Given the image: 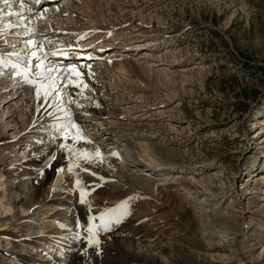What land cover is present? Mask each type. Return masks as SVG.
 I'll use <instances>...</instances> for the list:
<instances>
[{
    "label": "rangeland",
    "instance_id": "374dc122",
    "mask_svg": "<svg viewBox=\"0 0 264 264\" xmlns=\"http://www.w3.org/2000/svg\"><path fill=\"white\" fill-rule=\"evenodd\" d=\"M58 1L59 5L64 6L66 10H72L79 19L74 21L71 19L72 17H70V19L65 22L67 26L65 27L68 28L69 31H72L74 34L81 33L77 39V45L80 44V47H77H79L82 52L93 56H97L96 53L99 54L97 56L98 58H93L99 64L105 62L112 64L116 61H120L122 64L126 65L129 71L127 72L126 70V79H128V83L133 84L134 82V85H139L138 82H141L140 79L135 78L131 64L135 66L144 64L150 65L151 68H149V72L151 74L152 71L154 72V70L156 71L158 69L155 64L156 62L153 61L156 59L155 57L157 55L162 53L161 50L163 46H159L156 50H153L145 44L149 42L151 37L147 38V36L144 35L147 33L150 34L151 29L158 30L156 32L157 37H159L158 42H174L179 46L178 49H183V51H185L180 52L179 58L174 59L175 61L182 60V63L177 68H181L182 65L186 68L198 67L200 66L198 63H202L206 67V69L204 70L203 68L202 71H197L193 68L197 73L191 71V73L186 74V76L192 77L193 83L191 86L193 85L194 90L197 92L195 93L200 95V99L196 100L185 96L181 97L183 100H178L177 97L173 96L171 100V107L174 109H172L173 111L171 112L172 116H165L164 121L160 119L158 114H154L157 113L159 109H157V111L150 108V104L146 102L148 100L143 96L152 95L153 99L156 98L160 100L164 97H160L161 94L163 95L170 92V94L173 95L178 92L176 86L179 80H177V82H171L168 78H162L163 84L160 83V79L156 77H154L153 80L151 79L153 82L146 87V91L149 92L143 94L141 99H137L140 102L129 99V96L126 98L123 95L125 91H116V101H114L113 104L109 103L108 106L119 108L123 115L122 119L108 116L101 119H91L87 117L88 119L80 121L78 125L82 127V137L85 140H87L86 136L88 133L93 134V132L95 133L96 131L100 132L103 130L105 133L109 134L112 130H119L120 133H124L126 132V127L123 126L122 123H128V120H134L135 124H142L141 127L148 124L156 128H161L167 124L169 128L165 133H161L162 136H160L162 138L159 136L161 139L158 138L156 141L152 142L145 139L133 141L131 143L133 149H128V145L122 140L120 142V149H124V153L121 154L120 151H118V154L116 152L117 155H113L115 152H113L108 145V143L118 142V140L116 141V137H112L106 142L99 141V143H101L99 145V153L103 165H105V168H107L112 175L104 176L94 171H90L85 175V177L91 179V182L95 184L93 190L90 191L91 193H88L86 195L87 197H85L88 201V205L90 204L89 208L96 209L95 206L97 205H100L99 207L101 208L111 206L118 211L112 215L116 216L117 213V216H121L125 221L132 220V224H129V230L124 232L123 236L135 242L140 241V239L142 240L143 236H145V238L148 235L150 236L153 232L156 234V237L161 234L162 237H165V235H168L166 234L168 229L173 228L175 224L178 225V228L169 231L172 234L168 236L172 237L174 234L177 239L179 238V240L189 245L197 243V248H190V251L192 252L195 250L194 252L200 255V259L198 258L197 261L193 260L194 262L188 261V263L185 262L182 264H264V254H262V257L257 261L253 262L246 256L247 254L243 255L244 259L235 254L238 247H240L238 243H240V239L243 237L242 231L245 230L244 232H249L250 234L255 226H257L254 223L255 220L250 221L251 217H248L250 215H248L247 211H254V207H256V203L261 199L260 196L264 190L261 189V193L259 191L249 194L248 192L250 190L247 191L245 189L247 187L245 185L248 182L251 183V185H256L260 182V186L264 187V167H255V165H260V163L264 164V155L261 153L264 143L260 144V142L264 141V135H262V133L260 134L261 137L260 135L257 136L260 130V123L264 120V0H235L237 3L235 8L229 6V1L231 0H194L193 2H190V0H180L181 2H177V0H168L167 4H164V1L155 0V2L152 1V3L149 4V7L145 11H142L143 8H136L131 12L129 11L131 23L134 27H130L129 24H126L123 28L120 27V25H122L121 20H123L121 15L128 11V9L125 8L122 11V7L118 5V0ZM194 4L199 7L202 18L192 15L190 19V17L186 18L188 14L180 13L182 7H187L190 12H194ZM59 5H57V7ZM100 7H105V12H103V10L101 11ZM117 14L118 16H116ZM67 16L68 15L65 17L67 18ZM114 24H116V26ZM152 24H154V26H152ZM82 26L86 30H82ZM118 26L121 29H125L121 31L125 34L119 37L115 34L110 36L109 34L116 32L114 29ZM89 29H91L92 32L83 33V31L87 32ZM81 30L82 32H79ZM172 30L174 31L172 32ZM115 37H118V40H115ZM7 38H9V36ZM41 38H45L44 40L46 41L49 36L43 35ZM29 39L30 38L27 40ZM19 41L21 42L22 40L18 39V41L11 42L10 46L6 48L2 47L0 53L3 52V54H6L4 51L15 48L12 47L13 44L20 45ZM82 43L85 45H82ZM87 43L89 44L86 46ZM89 47H93V49ZM25 48L24 46H19V49ZM18 52L20 55L26 54V51L25 53L21 50ZM181 54H184V57H181ZM104 58H107L106 61ZM127 63H129V66ZM45 64L56 69V64L52 62L45 60ZM105 68L106 67H104L103 70H105ZM11 70L13 69L11 68ZM38 70V68H33V75ZM3 72H5L4 69ZM58 72L59 71L53 72L55 74L53 75L56 76ZM5 74L3 75L4 78L1 76L2 81L0 80V83L2 85L9 83V86L6 87L7 90L9 87L15 88L21 84L17 79H10L8 72H5ZM163 74L167 75L165 72ZM112 75L111 73L109 78L112 77ZM65 76L67 75H62L61 79L64 80ZM98 76H100L98 78H101V82L104 75ZM109 78L107 76L108 80L111 79ZM183 79L184 81L180 83L186 85L188 83V78L184 77ZM118 80L119 82L122 81L120 78H118ZM80 83L82 84L84 82L81 81ZM0 87L2 86L0 85ZM169 87H172L171 89L174 91H169ZM75 88L80 89V87ZM11 90L12 89H10V92ZM80 90L82 91V89ZM19 91H21V93L20 96L16 98L15 105L17 120L20 121V124L17 125L18 131L11 135L7 133V131L2 130L5 137L0 141L1 143H7L10 138L14 139L21 137L26 144L14 147L11 153L6 152L5 158L2 161L3 164L0 163V174H4L3 177L0 176V179L2 178L0 180V197L5 195L6 198H3L5 204L9 197L12 203L11 212H5V214L0 213V225L3 221H8L6 225L7 229L0 230V236L4 242L0 241L2 245L9 242L6 247L0 246V264H22L20 261H18L19 263H12L8 258L7 252L14 253L15 256L20 255L15 257L19 260L26 257L38 261H49L46 259L47 256L44 255L45 253L42 247L35 249L31 245H28L26 248L24 241H41V237L50 233V229L41 228V226L43 227L50 219L48 214L51 215L53 213L54 215L57 214V212L60 213L58 207L53 208L47 213L42 212V210L46 208L43 205L45 197L54 195L61 199H65L66 193L70 194L66 181H64L66 182L63 184L64 186L62 185L56 189L50 186L49 180V182L45 181L43 183L36 198L33 195L36 187L35 183L40 179L43 172V169L40 167L37 160L35 161V158L38 156L44 158L45 163L48 162L46 164L47 166L50 165V162L54 161L67 163L69 161L67 156L68 150H66L68 142L61 144L59 140L60 137L54 141L56 135L48 137L41 134L38 137H34L32 134H23V132L26 131V127L28 128L31 124H29V122L26 121V117L23 116L25 112L27 111L28 115L31 113V122L37 114L34 101L36 90L34 85L24 84ZM81 95L84 102L77 104V106L79 105L82 109L90 107L94 110L101 111L100 104L95 100L96 96H94V93L90 92L88 88L83 89ZM4 99L5 95H3L1 90V111L3 107L7 105L2 102ZM28 99H30L31 102L26 103ZM52 99L53 98L48 102L51 103ZM71 101L75 103L76 97ZM67 104L68 103L65 105L67 106ZM3 120L5 121V116ZM163 122L166 124L164 125ZM5 126L9 127L10 125ZM19 126L22 128H20L21 131L18 129ZM52 128V131H56L57 134L60 133V129L57 125H54ZM35 130H39V127H36ZM93 141V138H91L89 147L86 146V148L82 150L84 163L90 162L89 151L92 150L91 143ZM157 141H160L159 143L163 145L165 144L163 147L166 148L165 151L167 152H173V149H175L180 142L182 143L181 146L194 149L189 158L185 157L182 159L183 161L181 164L176 163V165L171 167L169 165L159 164L158 166H153L155 172L151 170L153 167L149 168L150 171L147 170V168L133 170L132 172L136 175L147 176L153 181H156L155 184H152L153 186L151 185V188H147L144 185H142L144 187H139L138 185L133 186L131 181L128 180V175L126 176L125 174L126 170L122 168L123 166H120V161L128 163L129 161H126L128 156V159L136 158L145 163L148 162L149 160L145 159L151 158L149 152L155 150V142ZM81 144H85V142L83 143L82 141ZM61 145L67 146L62 147ZM124 157H126V159ZM5 161L7 162L5 163ZM155 162H157V159H155ZM153 164L154 163H152V165ZM180 166L181 168L183 167L182 170L178 169ZM167 170L170 171V174L164 177L163 173L168 172ZM177 171L181 172L176 173ZM231 172H233V177L230 176ZM93 173H95V175H93ZM222 182H224V184H222ZM206 186L208 187L207 189L205 188ZM60 188L67 189L69 192L63 193V189L60 190ZM119 190L122 191L117 192ZM242 190L243 192H241ZM262 196L264 197L263 194ZM20 197L21 199L23 198L24 203L27 205L31 203V207L25 205L26 207H24V209L26 208V210L24 211L23 207L19 206ZM126 197L134 198V206L132 207L133 210L131 207H128L127 215H122L123 211L118 209V204ZM35 200L38 203L36 202V205H33ZM199 200H204L206 202L201 203L202 201L200 202ZM27 201L30 202L28 203ZM181 206L193 211L192 215H194V217H192V219L199 221L198 224H196L197 227H189L188 221L190 222V220H192L190 217L185 219L180 218ZM32 210L35 212H32ZM204 210L207 211L205 212ZM217 210L226 214L224 215L225 217H228L229 214L237 217L236 220H230L231 224L235 222V230L232 231L233 236L229 235L228 238L222 236L230 231H228L225 226H221L222 221L216 214ZM91 211L92 210L89 212ZM92 212L91 214L94 213ZM99 213L101 212L96 213V215ZM26 214L30 216H25ZM54 218L57 217L55 216ZM237 221L239 222L238 226ZM121 222L123 221L121 220ZM77 224L81 225V221L78 220L75 226H77ZM245 226L246 229L244 228ZM1 228L0 226V229ZM242 228L244 229L242 230ZM41 229L45 232L43 233ZM215 229L217 231L220 230L222 234L214 232L213 230ZM77 230L76 233H72L75 231L73 228L70 231L72 235H62L65 239L69 238L74 242L75 249L66 252L63 250L61 251L62 253H59V256L62 257L61 264H100L101 262H94L104 257V251L100 246L104 244L103 246H105V248L108 247L111 249L112 247V241H110L111 239L107 232L102 230L99 232L98 239L100 240L101 238V245L99 244L97 246L93 243L90 246L88 234H86V236L80 234L81 227H77ZM83 232L85 231L83 230ZM138 232L140 236H142L141 238ZM77 234H79V236ZM251 234H253V232ZM248 237L250 242L248 240H244V242L250 246V244L255 242L250 240V238L254 239V236ZM5 239L7 240L5 241ZM261 245L262 241L253 245L256 253L262 252L264 247ZM227 253L233 254L229 261H225L223 258L224 254ZM166 257L167 256L164 258V256H162L161 261L164 260L163 262L167 263L165 259H168V257ZM49 263H52V261H49ZM121 263L123 262H114L112 264Z\"/></svg>",
    "mask_w": 264,
    "mask_h": 264
},
{
    "label": "bare ground",
    "instance_id": "6f19581e",
    "mask_svg": "<svg viewBox=\"0 0 264 264\" xmlns=\"http://www.w3.org/2000/svg\"><path fill=\"white\" fill-rule=\"evenodd\" d=\"M118 1H119L118 5L120 7H122L121 8L122 11L125 8L128 9V11L124 12L121 15L123 20H121L122 25H120V23H119V25L122 28L126 24H129L130 27H134V25L131 23V17H130L131 15H129L130 14L129 11L131 12L133 9H136V8L137 9L143 8L142 11H145L149 7V4L152 3V1L155 2V0H118ZM160 1L161 2L164 1V4L165 3L167 4L168 0H160ZM179 1L180 0H177V2H179ZM193 1L194 0H190V2H193ZM156 2H158V1H156ZM24 4L26 5V7L22 10L20 3H18V2L17 3H10V6H6L5 4H3L2 0H0V49L2 47L6 48V47L10 46L11 42L13 43V41H18V39H21L22 41L21 42L19 41L20 45L13 44L12 47H15V48H10L9 49L10 51L9 50L4 51V53L5 52H6V54L12 53V52L19 53L18 51H20V50L24 51V53H25V51H26V54H24V55L22 54L19 56L9 57L6 54H3V52L0 53V55H3L6 60H10V61L15 62V63L18 62L21 64H27L28 61L31 59L32 64H34V62H36V59L30 57V52L33 50H36V49H33L30 45L27 44V41H28L27 39L30 38L31 40L36 42L37 46H39L40 44L44 45L43 49H41L39 51V55H41V56H43V53L45 51H56V50L60 49V48H58L60 45L65 46V45H67V43L69 44L68 45L69 48H67L66 50H62V54H64V53L66 54V51H69V49L72 47V49H70V50L74 51L76 54L75 53H73V54L78 56V57H75V56L73 57V55H70L69 58L62 59L60 57H56L55 55H49L46 59L48 62H52V63L56 64L55 65L56 69L59 71L55 77H56L57 83L61 86L60 94H61L63 101H64L61 104V107L66 108L67 112L56 111L54 108L49 107V102L45 103V101L42 98H38L36 96V97H34V101L36 104L37 114H36L34 120L31 122V117H30L31 113H29L30 115H28L27 111L23 115L24 117H26V121L29 122V124L31 123L28 128L26 127V131L23 132L24 135L32 134V136H34V137H38L41 134L44 136L46 135L48 137L56 135V139H54V141H56L57 138L59 139V137H60L59 140H60L61 144H65L66 142H68V147L66 150H68L67 156L69 158V161L67 163L54 161V162H50V165L47 166L46 164L48 162L45 163L44 158H42L40 156L35 158V161L37 160L40 167L43 169V172H42V176L40 177V179L37 180L35 183L36 187H35L34 193H33L34 197L36 198V195L38 194L39 189L42 187L43 183L45 181L49 182V180H50V186L54 187L56 189H57V187L59 188L64 183L67 182V186L70 190V194L66 193V192H69V190L62 188L63 189L62 192L66 193L65 199H61V198L56 197L54 195H50V196L45 197V199L43 200L44 201L43 205L46 208L44 210H42V212L47 213L48 211H51L53 208L58 207V210L60 211V213L57 212V214H54V215H53V213L51 215L48 214V216H50V219L48 218L49 219L48 222L45 223L43 227L41 226V228L50 229V233H48V235H46L44 237H41L42 238L41 241H39V242H37V241L33 242L31 240L24 241V245H26V248L28 247V245H31L35 249L42 247L44 249V253H45L44 255L47 256L46 259H48L49 261H52V263H49V261H46V262L45 261H38L36 259L26 258V257H24V259H22V260H19V259H16L15 257H18L20 255L15 256V254L11 253V252L10 253L7 252V254H8L9 260L12 261V263H16V262L20 261L22 264H61L62 257L59 256V253L63 250H64V252H66L68 250L75 249L74 248V242L69 238L65 239L64 237H62V235L66 236V235L70 234L71 233L70 231L73 228L75 229V231L72 233H76L78 230H77V226H75V224L78 220H80L81 221V230H80L81 233L80 234L86 236V234H88V233L86 231L83 232V230L87 227V224L89 223V220H88L89 216H95L96 220L94 221V223L99 224L100 223V213L97 215H96V213L105 212V210H107V209H114L111 206H106V207L101 208V207H99L100 205L95 206L96 209H93V208H89L90 204L88 205V201H87V203H81L80 202L81 192L83 191L87 195L88 193H91L90 191L93 190V187L95 186V184H93L91 182L92 181L91 179H88L87 177H85V175L88 172L94 171V172H96L100 175L102 174L104 176H111L112 175L111 172L109 170H107V168H105V165H103L101 155H97V152H99V145L101 144V143H99V141L106 142L107 140H110V138L116 137V141L118 140V142L108 143V145L110 146V149L113 152H115V153L117 152V154H118L119 153L118 151H120V153L122 154V153H124V149H120V147H121L120 142L122 140H124L126 142V145H128V147H127L128 149L129 148L133 149V146L131 145V143L133 141H135V140L137 141L139 139L140 140L145 139L147 141L153 142V141H156V139H158V138L161 139L162 138L161 133H165L169 129L167 127V124L164 122L163 123H164V125L166 124V126H162L161 128L160 127L156 128V127L150 126L148 124L141 127L142 124H135L134 120H128L129 121L128 123L127 122L122 123V125L126 127L125 128L126 132H124V133H120L119 130H112L108 134L102 130L100 132L96 131L97 133L93 132V134L88 133V135L86 136L87 140H85L83 138L81 139L78 137L76 140H72L71 138H69L66 141L65 140V133H64V131L61 130V125H67L69 120H72L75 123L78 122V123H76L78 125V124H80V121L88 119L87 117H90L91 119H101V118H105L108 116H113V117H116L117 119H122L123 115H122V112L120 111L119 108H117L115 106H108L109 103L113 104V102L116 101L115 100V95L117 93L116 91H125V94L123 92V95L126 98H127V96H129V99H132L135 102H140L137 99L138 98L141 99L143 94H147L149 92V91L148 92L146 91V87L148 84L151 85V82H153L152 80L154 77L159 78L161 81L160 83H163L162 78H166V79L168 78V79H170L171 82H177V80H179V82L176 86L178 88V92L173 94V95H171L170 92L165 93L163 95L161 94L160 97L161 96H164V97H162V99H160V100H157L156 98L153 99L152 95H144L143 96L145 99L148 100L146 102L148 104H150V106H151L150 108L155 109V110L159 109L160 112L157 110L158 112L154 113V114H158L160 116V119L162 121H164L165 116L166 117L172 116L171 112L174 109H173V107H171V104H172L171 100H172L173 96L177 97L178 100H183V98H181V97H185V96L187 98H191V99H196V100L200 99V95L196 94L197 92L194 90L193 85L191 86V84L193 83L192 77H190V76L188 77V76H186V74L191 73V71H194L197 73L198 70L202 71L203 68L205 70L206 67L202 63H198V65H200V66L197 65L198 67H193L197 71H195V69H193V68H188V67L186 68L184 65H182L181 68H177L182 63L181 62L182 60L181 61H179V60L175 61L174 59L179 58L178 56H179L180 52H185V51H183V49L182 50L178 49L179 46H177V44L174 42H169V41L158 42L159 37H157V33H156L158 30L151 29L150 34L147 33L146 35H144V36H147V38L151 37L149 42H146L145 44H147V46H149V48L151 47L153 50L154 49L156 50L159 46H163V49L161 50L162 53L160 55H157L155 57L156 59H154V61H153V62H156L155 64H156L158 69L156 71L154 70V72L152 71V74H151L149 72V68H151L150 65L144 64V65H136L135 66V65L131 64V68L133 69L132 72L134 73L135 78L140 79L141 82L143 81L142 82L143 84L140 81L138 82L139 85H134L135 84L134 82H133V84L128 83L129 81H128V79H126V70H127L126 65L122 64L120 61L119 62L116 61L115 63L110 64L108 62H105L107 58L106 59L104 58L105 61L102 59L105 63L99 64L98 62H96L93 59V58L97 57L99 54L96 53L97 56H95V55L93 56V55H90L88 53H84V52H82V50L79 49L80 44L78 42L79 45H77V39L81 33H78V34L72 33V31H69V29L66 28L67 26L65 24L66 20H69L70 17H72L71 19L74 21H76V19H78L77 16L72 12V10H66V8L64 6L59 5V1H57V0H24ZM57 5H59L60 7L59 6L57 7ZM236 5H237V3L235 0L229 1V6L231 8H235ZM194 6H195V4H194ZM29 9H31V11H29ZM100 10L101 11L103 10V12H105L106 8L100 7ZM199 11H200V9L198 6L194 7V12H190L187 7L186 8L182 7V10H180V13L188 14V16L186 18L190 17V19H191L192 15L202 18L201 13ZM2 13H21V15L20 16H18V15L7 16V15H2ZM66 15H68L67 18L65 17ZM149 15H150V13H149ZM116 16H118V14ZM140 16H142V15H140ZM147 24H149V23H147ZM7 25H11V27H7ZM114 25L116 26V24H114ZM147 26H150V25H147ZM152 26H154V24H152ZM120 27L119 26L115 27V29L113 27V29L116 30V32L109 34V35L113 36V34H115L118 37L120 35H124L125 33L124 32L122 33L121 31H124L125 29H121ZM32 28H35V32L30 31V29H32ZM118 28H120V29H118ZM81 29L86 30L83 26ZM82 30L79 32H82ZM173 31L174 30H172V32ZM88 32H92L91 29L87 30V32L83 31V33H88ZM43 35L49 36V38H47V39H48V41H51L52 43L49 44L47 39L45 41L44 40L45 38L44 39L41 38V37H43ZM8 36H9V38H7ZM93 37H96V36H93ZM153 37H155V38H153ZM117 38L115 37V40H118ZM60 42H62V43H60ZM88 44L89 43H87L86 46ZM82 45H85V44L82 43ZM19 46H24V48L25 47L26 48L25 49H19ZM77 46H79V47H77ZM89 48L93 49V47H89ZM115 49H117V48H115ZM181 57H184V54L183 55L181 54ZM171 60H173V61H171ZM61 63H65V64L72 63L71 69L75 70L74 73L83 74V72L86 71V76H85L86 79L81 78L76 74H67L68 79L62 80L61 78H62V75H64V72H61V71H63ZM77 63H83V64L77 65ZM86 63H88V65ZM155 64H153V65H155ZM127 65L129 66V63H127ZM104 67H106L105 70H103ZM131 68H130V70H131ZM3 69L4 70L7 69V71L5 70V72H8V76L10 75L9 78L10 77L12 78L11 74L15 73V70L14 69L11 70L10 65L6 68H0V70H2V71H3ZM127 72H129V71L127 70ZM164 72L167 75H164L163 74ZM111 73L113 75H112V77H110L111 78L110 79L109 76H111ZM98 75H104L103 80L101 82H100L101 78H98V77H100ZM107 76L110 80L107 79ZM2 77L0 76L1 81H2V79H1ZM184 77L188 78V80H187L188 83L186 85L181 84L182 81H184V79H183ZM118 78H120L122 81L119 82ZM17 80L19 82H21V84L15 88L9 87L8 88L9 91L6 88L9 86L8 85L9 83H7L5 85H2L0 83V85L2 86V87H0V88H2V89H0V92L2 90L3 95H5V99L2 102L7 104L6 106L3 107L2 111L0 110V115H1L0 116V141H1V139H3L5 137L3 135L4 130L7 131V133L13 135L14 133H16L18 131L17 125L20 124V121L17 120L15 105H16V98L19 97L20 93H21V91H19V90L25 83H24V80L23 81L21 79H17ZM6 81H8V80H6ZM80 81H83L84 83L81 84ZM78 84L80 85L78 87H80V89H82V91H83V89L88 88L90 92L94 93V96H96L95 100H97V102L100 104L101 111L94 110L90 107L86 108V109H82L81 107H79V105L77 106V104L84 102L83 98L81 97L82 91L78 88L77 89L75 88V86ZM65 85H67V86L65 87ZM85 85H86V87H85ZM124 87H125V89H124ZM171 88L172 87H169V91H174ZM10 89H12L11 92H10ZM79 90H80V92H79ZM75 97H76V101H74L75 103H72V102L69 103L68 102L69 100H72ZM50 99L51 98H49V100ZM29 102H31L30 99L26 100V103H29ZM142 102H144V101H142ZM66 103H68L67 106L65 105ZM102 110H103V112H102ZM49 113H52V115H49ZM68 113H70L71 115L69 116ZM162 114H167V115H162ZM4 116H5V121L3 120ZM168 120H170V119H168ZM94 121H96V120H94ZM5 125H7V126L10 125V126L6 127ZM54 125H57L58 128L60 129L59 134H57L56 131L55 132L52 131V129H53L52 127ZM139 125H140V127H139ZM36 127H39V130L36 131L35 130ZM20 128H21V126L18 127V129H20ZM79 128L82 131V127H80V125H79ZM259 128H260V130L258 131L257 136H259L262 133H263L262 135H264V120L260 123ZM21 129L19 131H21ZM11 130H12V132H11ZM139 130H141V131H139ZM73 131H75V130H73ZM158 131H160V132H158ZM81 134L83 136L82 132H81ZM260 137H261V135H260ZM91 138H93L94 141L91 143L92 144V150L89 151L90 162L84 163L83 156H82L83 155L82 150L85 149L86 146L89 147ZM82 141H83V143L85 142V144H81ZM159 142L158 141L155 142V150L149 152V154L151 155V158L145 159V160H149L146 163L143 161H140L139 159H136V158L128 159V156H127L128 160L126 159V157H124L126 159V161H129L128 163L127 162L124 163V162L120 161L121 162L120 166L121 167L123 166L122 168H124L126 170L125 174H126V176L128 175V180L131 181L133 186L138 185L139 187H141L142 185H144L147 188L148 187L151 188V185L155 184V182H156L147 176L136 175L135 173L132 172L133 170H135V169L141 170L139 168H142V169L147 168V170H149V168L156 166V165L158 166L159 164L169 165L170 167L176 165V163L181 164L183 161L182 159L185 157L189 158L192 155L191 154L192 150L194 149L191 147L187 148L185 146H181L182 143L180 142V143H178L177 147L175 149H173V152L172 151L167 152V151H165L166 148L163 147L165 144L163 145ZM263 143H264V141L260 142V144H263ZM23 144H25V142H23L21 137H17L14 139L10 138L7 141V143H3V142L1 143L0 142V163L3 164L2 161L5 158L6 152L11 153V150L14 147L21 146ZM176 144H177V141H176ZM83 145H85V146H83ZM134 148H136V147H134ZM261 153H263L262 155H264V147L262 148ZM155 159H157V162H155ZM6 162L7 161H5V163ZM152 163H154V164L152 165ZM255 167L256 168L264 167V164L260 163V165H255ZM47 168H49V169H47ZM69 169H71V171ZM178 169L182 170L183 167L181 168V166H180V167H178ZM151 170L153 172H155L154 167ZM180 172L181 171H179V172L177 171L176 173H180ZM169 174H170V171L163 173L164 177H167ZM230 174H231L230 176L233 177V172H231ZM3 175L4 174H2V173L0 174V176H2V177H3ZM261 178H263V177H261ZM77 179H79L81 181V184L84 187L77 186ZM64 181H66V182H64ZM263 183H264V181H263ZM222 184H224V182H222ZM144 186H142V187H144ZM186 186H187V184H186ZM245 186H247L245 188L247 191L250 190L248 192L249 194L250 193H257L259 191L261 193V189H264L263 186L262 187L260 186V182H258L256 185H251V183L248 182V183H246ZM205 188L207 189L208 187L206 186ZM62 189L60 188V190H62ZM17 191H20V190H17ZM121 191L122 190H119L117 192H121ZM241 192H243V190ZM241 194H243V193H241ZM262 194L264 195V190L262 191ZM262 194L260 196L261 199H259V202H257L258 204L256 203V205H255L256 207H254V211H252V210H251L252 212L247 211L248 215H250L248 217H251L250 221L255 220L254 223L257 226H255V228L250 232V234H249V232H244L245 230H243L244 228L246 229L247 225L244 228H242L243 237L240 239V243H238L240 247H238V250L235 252V254H237V256L239 255L240 258H243V259H244L243 255L247 254L246 256L249 257L250 261H252V262L257 261L259 258L262 257V254H264V248H263L262 252L256 253V251L253 247V245L258 244L261 241H262V245L264 247V241H263L264 240V197L262 196ZM85 197H87V196H85ZM3 198H6L5 195L0 197V213L5 214V212L6 213L11 212L12 203L8 197L7 203L5 204L3 202V200H4ZM128 198H130V197H126L125 199L121 200V202L125 201ZM199 201L201 202L202 200H199ZM19 202H20L19 206L23 207V209H24V207H26L25 205H27V204L24 203L23 198L21 199V197H20ZM27 202L29 203L30 201H27ZM36 202L37 201L35 200L33 205H36ZM121 202H120V204H121ZM203 202H206V201L203 200L201 203H203ZM251 202H253V201H251ZM30 204L31 203H29L27 205V207H31ZM120 204H118V206ZM133 206H134V198L128 200V207L132 208ZM174 206H177V205H174ZM226 208H229V207H226ZM118 209H121V208L118 207ZM180 209H181L180 210L181 211L180 212V218L181 219H185V218H189V217H190V219H192V217H194V215H192L193 211H191V209H189V208L187 209V208H184L182 206ZM25 210H26V208L24 209V211ZM88 210L89 211L92 210L94 213L91 211L93 213V214H91V212H89ZM121 210L123 211V209H121ZM132 210H133V208H132ZM33 211L34 210H32V212ZM204 211L206 212L207 210H204ZM216 212H217L216 213L217 216H219L221 218V221H222L221 226H225L226 229L231 232V233L230 232L226 233V235L225 234L222 235L223 237L228 238L229 235L230 236L232 235V231L235 230V225H234L235 222H234V224H231L230 220H236L237 217L230 215V214L228 215V217H225L224 215H226V214H224L222 211L217 210ZM25 216H30V215L26 214ZM55 216L57 218H54ZM64 216H66V217H64ZM116 216H117V213H116ZM2 220H4V219H2ZM121 220L123 222H120L119 224H116L113 221L109 230H104L103 226H101V228L98 230L97 236L99 235V232L101 230L107 232L108 236L111 239L110 241H112V247L110 249L108 247L105 248V246H103L104 244L101 245L102 242L100 241L101 238L99 237L100 238L99 244L101 245L100 248H102L104 251L103 252L104 257L101 260L94 261V262H101L100 264H112L114 262H119V263L123 262L121 264H140V263H142V264H182L185 262L188 263V261H193V260L197 261L198 258L200 257V255H198L196 252H194L195 250L192 252L190 251V248H193V247L195 249L197 248V246H198L197 243L194 245H192V244L189 245V244L179 240V238L177 239L174 234L172 235V237L168 236V235L172 234L171 232H169L170 230H172L174 228L175 229L178 228L177 227L178 225H176V224L173 228L168 229V231H166V234H168V235L167 236L165 235V237H162V234L159 235V233H158L159 231H158L157 233L159 236H157V237H156V234L153 232L152 234H150V236L148 235V236H146V238H145V236H143L142 240L140 239V241L135 242V241L129 240L123 236L124 232L129 230V228H130L129 224L131 223L132 220L131 221H129V220L125 221L124 218H121ZM198 222L199 221H196L194 219L190 220V222L188 221L189 227H191V228H193V226L197 227L196 224H198ZM7 223H8V221H3L0 225L2 227L0 230H4L6 228ZM259 223H260V226H259ZM238 224H239V222L237 221V226H238ZM259 228H261V229H259ZM41 230L43 231V229H41ZM213 231L216 233L219 232V234H222V233H220L221 232L220 230L217 231L215 229ZM44 232L45 231H43V233ZM252 232H253V234H251ZM70 235H72V234H70ZM138 235L140 236L139 232H138ZM247 235L248 236L253 235L254 239L250 238V240L255 241L256 243L254 242V243L250 244V246H248L247 243L244 242V240L249 241V237ZM135 236H136V233H135ZM141 237L142 236H140V238ZM1 238L2 237L0 236V240L3 241V239H1ZM6 240L7 239H5V241ZM1 241H0V246H2V247L8 246L9 242H6L2 245ZM217 248H218V246H217ZM39 250H41V249H39ZM231 255H233V254H228V253L224 254L223 258L225 259V261H229V259H231V257H232ZM162 256H164V258H165V256L168 257V259H165V260H167V263H164L163 262L164 260L161 261ZM202 259H204V258H202Z\"/></svg>",
    "mask_w": 264,
    "mask_h": 264
},
{
    "label": "snow or ice",
    "instance_id": "6c2138e0",
    "mask_svg": "<svg viewBox=\"0 0 264 264\" xmlns=\"http://www.w3.org/2000/svg\"><path fill=\"white\" fill-rule=\"evenodd\" d=\"M3 4L6 6H10V3H20L21 9L23 10L26 5L24 4V0H2ZM31 11V9H29ZM2 15H18L20 16L21 13H2ZM7 27H11V25H7ZM30 31L35 32V28L30 29ZM49 44H51V41H48ZM27 44L30 45L33 50L30 52V57L35 58L37 63L35 65L32 64L31 59L28 61L27 64H21V63H13L10 60H6L3 55H0V68H6L9 65L12 69L15 70L16 76H23L24 82L28 84H32L35 86V94L38 98H42L45 102L49 101V98H53L52 102L49 103V107L54 108L56 111H62L67 112L66 108H62L61 104L64 102L63 98L60 94L61 86L57 83L56 77L53 75V72L58 71L57 69H54L50 65L45 64V60L49 55H57L62 54V50H56V51H45L43 53V56L39 55V51L43 49L44 45L40 44L37 46L36 42L29 39L27 41ZM7 56H19V53H7ZM33 68H38L39 70L35 72L34 76ZM75 71V70H73ZM5 73L0 70V76H3ZM77 75H80L77 73ZM65 79L67 80L68 77L65 76ZM46 81V82H45ZM67 85H65L66 87ZM80 86V85H76ZM86 87V85H85ZM69 103L73 102L71 100L68 101ZM49 115H52V113H49ZM70 116L71 114L68 113ZM61 130L65 133V140L67 141L69 138L72 140H76L78 137L83 138L81 134V130L79 128V125L75 124L74 121L69 120L67 125H61ZM75 130V131H73ZM62 147H66L67 145H61ZM97 155H100L99 152H97ZM113 155H117L116 153H113ZM71 171V169H69ZM95 175V173H93ZM103 179V178H101ZM77 186L84 187L81 184V181L77 179ZM86 193L81 192V203H87V200L85 199ZM132 199L131 197L126 199L125 201H122L121 204L118 206L119 208L123 209L122 215L128 214V200ZM117 210L116 209H107L105 212L100 213V223L96 224L94 221L96 220L95 216H89L88 220L89 223L87 224V227L84 229L88 233L89 243L91 244L95 243L97 246L99 245V239L97 236L98 230L103 226L104 230H109L110 226L113 223V220L116 224H119L121 222V216H114V214ZM77 227H81L80 224H77ZM79 236V234H77Z\"/></svg>",
    "mask_w": 264,
    "mask_h": 264
}]
</instances>
